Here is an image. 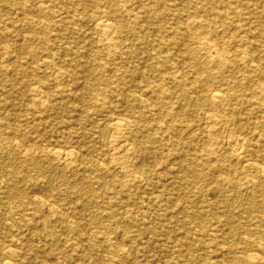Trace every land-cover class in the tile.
<instances>
[{
    "label": "bare ground",
    "instance_id": "obj_1",
    "mask_svg": "<svg viewBox=\"0 0 264 264\" xmlns=\"http://www.w3.org/2000/svg\"><path fill=\"white\" fill-rule=\"evenodd\" d=\"M69 1L42 0L39 12L43 14L40 16L33 15L32 0L17 3L11 10L13 13L23 12L24 15L20 19L23 22L20 26H16L13 20L3 21L5 16L11 14V10L0 7V46L4 57H8L12 52L11 48L15 45L12 40L14 34H22L24 30L32 35L27 36L25 42L20 45L21 50H25L26 43H30L39 35L47 45L46 48L52 51L51 62L47 65H55L53 78L42 77L34 87L39 98V103L34 104L37 106L34 110L41 114L56 106L71 110L66 103V97L71 96L72 86L77 81V66L64 62L55 63L61 54L59 45L67 51H73L71 41L75 37L71 29L83 22L77 12L70 11ZM72 1L84 9L90 7L96 10V25L102 40L106 41L109 64L115 66L116 72H120L115 82L116 91L105 96H95V108H98L96 113H105L107 104L116 105L118 100L130 91L127 89L129 85L140 92V96L135 95L133 101L148 109L149 115L146 112L137 115L131 109L127 112L128 119L111 120L116 134L112 145L115 155L119 158H135L142 152L154 155V164L133 165V182L149 181L152 176L159 175L157 165L172 169L171 157L176 153L179 155L176 163L177 181H183L185 177L190 178L201 186V193L214 182L219 189L228 186L237 194L235 200H232L242 210L243 220L234 219L230 214L221 215L205 201H197L189 196L188 186L178 187V199L183 197L185 203L180 208L182 217L179 220L183 237L175 239V257L184 259L183 264H212V259L200 255V250L206 246L205 237L209 234V229L222 224L228 226L229 236L234 238L222 251L242 255L235 257L230 263L261 264V257L248 256L246 249L255 246L264 252V0ZM54 9L65 13L60 21L63 24L61 26L55 21ZM183 13H186V20ZM60 28L68 30V33L64 35ZM136 34L142 35L145 46L152 45L151 38L156 36L160 46L167 44V47L155 52H146L143 51V44L128 45L130 36ZM53 39H60V42L66 40L68 46L52 43ZM170 54L178 58L175 66L171 64ZM182 54L186 57H182ZM135 56H138V60L132 62ZM124 57L131 61V66L123 64ZM187 61L190 68L181 67V64H186ZM43 67L44 65L38 64L34 70L36 73L42 72ZM130 72L131 75L128 76ZM54 81L57 82V89L51 86ZM86 90L93 91L91 88ZM153 104H159L160 108L153 107ZM134 105L132 104V107H135ZM206 106L222 109V120L216 119V125L223 122L232 128L228 138L230 150L227 155L233 156V162H239L247 169V172L242 174L244 177L235 175V164L225 165L214 161L212 155L215 152L201 155L196 149H192L191 145L196 140L193 139L195 134L191 125L185 129L182 125L172 123L174 118L168 121L167 116L171 114L175 117L187 116L193 107L198 112ZM86 109V104L82 103L80 112L84 113ZM151 115H154L155 124ZM88 118L89 116L80 114V124L88 125ZM212 118L213 116L210 117ZM5 121L0 115V157H4L5 163L10 162L13 160L15 149H22L24 166L38 174V177L32 176L20 169L0 173V204L6 207L9 218L13 221L8 225L11 236L26 226L25 218L29 216L26 214L32 204L36 205L38 212L47 207L51 216L60 217L61 220H65L67 213L64 211L68 207V211H72L81 220L84 218L83 214L76 211L90 210L92 213L89 220L96 225L99 233L104 232L102 219H118L119 214L112 210L110 203L106 204L95 194L94 187L97 185L109 187L107 181L103 182L102 178L95 174L85 176L82 188L77 191L68 187L51 189L44 186L47 172L49 169L57 170L58 165L51 163L46 166L38 141L27 145L26 140L31 133L23 123L16 124L9 132L10 125ZM51 125L49 120H35L31 129L39 134ZM145 126L147 135L139 140L137 134L141 133ZM186 131H189V135ZM186 136L191 137L188 139ZM158 142L165 152H153L151 145ZM50 153L57 159H64L65 168L69 166L70 170L77 167L76 163H73L81 159L85 170L90 173L99 171L96 168L101 164L99 158H81V154L74 150L56 146ZM100 171H105V168ZM248 173L254 174V178L244 183L243 179H247L245 175ZM117 181L124 191H132V181H128L124 176L119 177ZM16 182H26L30 188L41 187L42 197L29 196L26 189L16 185ZM244 189L249 190L251 194L246 200L241 197ZM258 193L260 196H257ZM256 196L259 197L258 200ZM78 222L80 221L70 225L71 231L81 233ZM46 224L52 226L50 220H47ZM236 237H239V241L235 240ZM13 241L18 244L22 242L21 238L15 236ZM87 242L88 249L93 250L96 245L94 239L90 237ZM6 253V260L0 261V264H18L15 260L17 251L10 249ZM65 259L68 262L70 255L65 254ZM116 259L120 264L126 260L118 252L112 261Z\"/></svg>",
    "mask_w": 264,
    "mask_h": 264
},
{
    "label": "rangeland",
    "instance_id": "obj_2",
    "mask_svg": "<svg viewBox=\"0 0 264 264\" xmlns=\"http://www.w3.org/2000/svg\"><path fill=\"white\" fill-rule=\"evenodd\" d=\"M32 1L33 15L40 16L43 14L39 12L42 0ZM19 2H24V0H0V7L11 10ZM68 5L70 11L77 12L83 22L76 24L71 29L75 37L71 41L73 51H67L59 45L61 54L58 55L55 63L64 62L77 66V81L72 86L71 96L66 97V103L71 110H65L58 106L43 114L34 110L37 107L34 104L39 103L34 87L37 86L36 83L42 77L53 78L55 65H47L51 62L50 52L52 51L46 48L47 45L38 37L39 35H36L30 43H26L25 50L19 48L25 42L26 37L32 35L24 30V33L14 34L15 36L12 37L15 45L11 48L12 52L8 57L3 56V49L0 46V115L6 120L5 122L9 123V132L16 124L23 123L31 133L26 140L27 145L38 141L42 148L43 161L46 166L51 163L58 165L57 170L49 169L44 177V186L51 189H67L68 187L77 191L82 188L85 176L95 174L102 178L103 182L107 181L109 184V187L105 188L102 185L94 187L95 194L99 195L100 200L106 204L110 203V206L113 207L112 210L119 214L118 219H102L104 232L99 233L96 225L89 220L92 213L90 210L86 212L83 210L76 211L83 214L84 218L81 220L72 211L69 212L68 207L64 211L67 213L65 220H61L60 217L51 216L47 207L38 212L36 205L32 204L26 214L29 215L25 218L26 226L19 233L14 232L11 236L8 225L13 221L9 218L6 207L0 204V261L6 260V251L13 249L18 253V256L15 257L18 264H120L118 259L112 261L117 252L126 259L123 260L122 264H183L184 259L175 257L177 251L174 244L175 239L183 237V231L179 228V220L182 217L180 208L185 202L183 197L178 199V187L180 185L188 186L189 196L197 201H205L207 205H211L212 209L221 215L230 214L234 219L243 220L242 210L232 200H235L237 194L228 186L219 189L217 183L214 182L206 191L201 193L199 192L201 186L190 178L186 179L185 177L183 181H177L178 167L176 163L179 160L177 158L179 155L176 153L171 157L172 169H166L164 165H157L156 169H158L159 175L152 176L149 181L133 182L135 177L132 171L133 165L135 163L139 166L148 163L154 164L155 159L152 157L154 155L150 152L139 153L135 158H119L118 155H115L112 145L116 139V134L111 120L115 118L128 119L127 112L131 109L137 115L143 112L147 113L148 109L140 107L133 101V97L135 95L140 96V92L129 85L127 89L130 91L127 90V95H123L116 105L114 104L115 106L107 104L105 113H96L98 108H95V96L100 94L105 96L116 91L117 84L115 82L116 78L118 79L117 74L120 72H116L115 66L109 64L106 41L102 40L101 32L96 25V10L90 7L84 9L72 0L69 1ZM54 10L56 11L55 21L60 26L63 25L60 21H62L61 18L65 16V13L59 9ZM13 12L11 10V14L2 20H13L16 26L22 25L23 21L20 19L24 15L23 12H17L18 14ZM183 15H185L184 20H186V13ZM60 30L64 35L68 33V30L62 28ZM186 31L189 32V29ZM129 40L128 45L130 46L143 44L145 49L143 51L146 52H155L167 47V44L160 46L156 36L151 38L152 45L150 46H145L140 34L130 36ZM219 41L222 43V39ZM52 43H63L64 47L68 46L66 40L60 42V39H53ZM169 56L172 60L171 64L175 66L178 58L173 54ZM136 57L138 56H135L131 61H137ZM131 61L126 57L122 59L123 64L128 66H131ZM185 63H182L181 67H189L188 61ZM38 64L44 65V67L42 72L36 73L34 67ZM100 65L104 67L101 68ZM130 75L131 72L128 73V76ZM175 75L177 74L175 73ZM114 76L116 77L114 78ZM52 83H54L51 85L52 88L57 89L55 86L57 82ZM89 88L93 91L86 90ZM82 103L87 106L84 113L80 112ZM132 104H135V107H132ZM152 106L157 109L160 108L159 104ZM221 112L222 109L210 108L209 106L196 112L193 107L187 116L175 117L174 114H171L167 118L168 121L174 118L172 123L182 125L185 129L188 125L194 128L192 132H194L195 138L193 139L196 141L191 145L192 149H196L195 151L201 155L202 153L215 152L212 155L214 161L225 165L235 164L237 168L235 175L244 177L242 174L247 172V169L243 168L239 162H233L235 161L232 159L233 156L227 155L228 150H230L228 138L232 128L223 122L216 125V119L222 120L220 118ZM80 114L89 116L88 125L83 124L82 126L80 124ZM212 116L213 118L210 119ZM151 118H154V115H151ZM66 119L67 121H65ZM35 120L38 122L49 120V124L52 125L38 134L31 129ZM27 121L29 123H26ZM146 128L145 126L143 131L137 134L139 140L144 139L147 135ZM186 134L189 135V131H186ZM190 137L186 136L188 139ZM54 146L74 150L81 154V158H99L101 164L96 166L99 171L90 173V171L85 170L81 165V159L73 163V165L75 163L77 165L73 170H70L69 166L65 168V160L57 159L50 153ZM151 146L148 147L154 149L153 152L156 154L165 152L159 142ZM21 151L23 150L15 149L13 160L10 162L5 163L4 157H0V173L20 169L38 177L36 172L24 166ZM103 168L105 171H100ZM121 176L132 181V191L123 190L117 181ZM245 176L247 179H243L244 183L254 178V174L250 173ZM16 185L26 189L31 197H42L41 187L30 188L26 182H16ZM242 192L243 196L241 197L245 200L251 196L249 190L244 189ZM257 196H260V193ZM258 199L259 197H257ZM178 200L180 201L177 202ZM28 219L31 220L28 221ZM47 220L52 222V226L46 224ZM255 220L258 221L257 218ZM76 221H80L78 223L81 233L70 229V225ZM14 236L21 238L22 242L15 243L13 241ZM90 237L94 239L96 244L93 250H89L87 247V240H90ZM233 240L234 238L229 236L228 226L220 224L214 229L211 227L209 234L205 237L206 246L200 250V255L209 256L212 259V264H233L230 261L235 257H242L241 253L235 255L225 250L222 251V248L227 247L229 242ZM235 240L239 241V237H236ZM246 250L248 256L259 255L261 264H264V252L259 251L258 247L250 246ZM65 254L70 255L68 262H66ZM241 264L248 263L241 262Z\"/></svg>",
    "mask_w": 264,
    "mask_h": 264
}]
</instances>
